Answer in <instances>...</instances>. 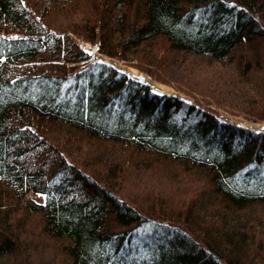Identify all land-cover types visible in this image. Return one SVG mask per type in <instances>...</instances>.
<instances>
[{
    "label": "trees",
    "instance_id": "1",
    "mask_svg": "<svg viewBox=\"0 0 264 264\" xmlns=\"http://www.w3.org/2000/svg\"><path fill=\"white\" fill-rule=\"evenodd\" d=\"M231 115L264 122V0H0V264H264Z\"/></svg>",
    "mask_w": 264,
    "mask_h": 264
},
{
    "label": "rangeland",
    "instance_id": "2",
    "mask_svg": "<svg viewBox=\"0 0 264 264\" xmlns=\"http://www.w3.org/2000/svg\"><path fill=\"white\" fill-rule=\"evenodd\" d=\"M70 35L72 36L73 40L77 44H79L82 48H85L86 50H88L93 56L96 55L97 57H99L100 59H102V60H104L106 62L115 64L116 66L121 67L125 71H127L130 74H133L135 76H137L138 73L145 74L146 75V82H148V83L153 82L155 84V87H151L154 91H157V92H166V91H168V92H171V94H176V95H178V96H180V97H182L185 100L190 101V102H194L196 100L193 96L185 93L184 91H180L177 88H175L174 85H170V84H166L164 82L158 81L155 78H153L152 76L148 75L145 72H142V71L138 70L136 67L130 65L127 62H124V61H121V60L117 61L116 59H112V58H110L107 55L101 54L99 52V45L98 44H93L91 42L84 41V40H82L81 38L77 37L74 34H70ZM82 43H84V45H82ZM93 48H96V50L92 51ZM215 65H217V64H215ZM159 86H161V88ZM231 116H232L233 121H235V122H240V123H243V124H246V125L247 124L248 125H254V127L257 128V129H260V128L264 127V122H255L254 123V122H251L249 120L243 119V118H241L240 116H237V115H231ZM30 195L33 196L34 198H36V195L31 194V193H30Z\"/></svg>",
    "mask_w": 264,
    "mask_h": 264
},
{
    "label": "water",
    "instance_id": "3",
    "mask_svg": "<svg viewBox=\"0 0 264 264\" xmlns=\"http://www.w3.org/2000/svg\"><path fill=\"white\" fill-rule=\"evenodd\" d=\"M95 50H96V48H93V49H92V51H95ZM137 78L140 79V80L146 81V75L143 74V73H138V74H137ZM147 83H148V82H147ZM148 85H149L150 87H155V84H154L153 82L148 83ZM166 93H171V92L166 91Z\"/></svg>",
    "mask_w": 264,
    "mask_h": 264
},
{
    "label": "bare ground",
    "instance_id": "4",
    "mask_svg": "<svg viewBox=\"0 0 264 264\" xmlns=\"http://www.w3.org/2000/svg\"><path fill=\"white\" fill-rule=\"evenodd\" d=\"M82 45H84V43H82ZM162 86V85H161ZM161 86H159L160 88H161ZM238 123H240V122H238ZM240 124H242V125H244V126H254V125H246V124H243V123H240Z\"/></svg>",
    "mask_w": 264,
    "mask_h": 264
}]
</instances>
